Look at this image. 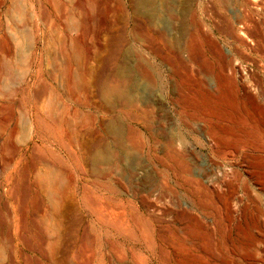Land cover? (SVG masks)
Masks as SVG:
<instances>
[{"label":"rangeland","instance_id":"374dc122","mask_svg":"<svg viewBox=\"0 0 264 264\" xmlns=\"http://www.w3.org/2000/svg\"><path fill=\"white\" fill-rule=\"evenodd\" d=\"M156 2L159 28L182 29L174 50L129 0H0V264H264V0ZM59 36L87 58L70 139L51 98L44 111L32 98L41 82L63 93ZM102 82L137 102L104 104ZM50 167L53 211L37 184Z\"/></svg>","mask_w":264,"mask_h":264},{"label":"bare ground","instance_id":"6f19581e","mask_svg":"<svg viewBox=\"0 0 264 264\" xmlns=\"http://www.w3.org/2000/svg\"><path fill=\"white\" fill-rule=\"evenodd\" d=\"M157 1V0H156ZM185 3H187L186 1L187 0H184ZM18 2V1H17ZM23 2V1H22ZM167 2V1H166ZM169 2V1H168ZM52 3V2H51ZM68 3V2H67ZM129 3L131 4V11L133 14L135 15H138V16H141V17H144L147 21H148V27L146 28L145 27V33H148L146 32L147 30L149 31H154L156 34H158L160 36V38H162L165 42V45H167L168 47H170L172 50H174V48L176 47V40H174V36L172 35L173 31L175 32H180L182 29L180 28H173L171 29V32H166L164 29H160L159 28V17H160V4L157 5V2L155 4V0H129ZM22 4V3H21ZM14 6V5H13ZM23 6V5H21ZM20 7V6H18ZM60 7V5H59ZM175 3L174 2H169V3H165L163 9H164V13L165 15H167L168 17L174 19L173 17L176 16V12H175ZM55 8V6H54ZM63 8V7H61ZM65 8V7H64ZM62 9V10H66L65 9ZM23 9V8H22ZM28 9V8H27ZM18 10V9H17ZM12 11V10H11ZM57 11V10H56ZM17 12V11H15ZM20 12V11H19ZM23 13V12H21ZM68 13V12H67ZM13 14V12L11 13ZM45 14V13H44ZM64 14H66V12H64ZM72 14V13H71ZM20 15V14H19ZM18 15V16H19ZM27 15V14H26ZM8 16V15H7ZM21 16V15H20ZM19 16V17H20ZM44 16V15H43ZM69 18V15H64L63 19H66L65 17ZM71 16V15H70ZM12 17V16H11ZM15 17V16H14ZM23 16H21L22 18ZM74 17V16H73ZM6 18V17H5ZM25 18V17H24ZM28 18V17H27ZM44 18V17H43ZM80 18V17H79ZM240 18L241 16H238L237 13H235V16H234V20L236 22H238L239 24L241 23L240 21ZM7 19V18H6ZM5 19V20H6ZM12 19V18H11ZM18 19V18H17ZM171 19V20H172ZM24 20V19H22ZM71 20V18L69 19ZM67 19V21H69ZM8 21V20H7ZM49 21V20H48ZM53 21V20H52ZM66 21V20H65ZM74 20L72 19V22ZM15 22V21H14ZM22 22V21H21ZM31 22V21H30ZM40 22V21H39ZM43 22V21H42ZM50 22V21H49ZM20 23V22H19ZM66 23V22H65ZM68 23V22H67ZM9 24V23H7ZM6 24V25H7ZM27 24V23H26ZM54 24V23H53ZM70 24H73V23H70ZM79 24V22H78ZM182 24V23H181ZM69 25V24H68ZM77 25V24H76ZM80 25V24H79ZM18 26V25H17ZM30 26V25H29ZM72 26V25H71ZM24 27V26H23ZM56 28V26H54ZM79 28V27H78ZM14 29V28H13ZM58 29V28H57ZM77 29V28H76ZM55 30V29H54ZM64 30V27L62 26L60 28V32H62ZM233 30V29H232ZM19 31V30H18ZM234 31V30H233ZM52 33V32H51ZM138 33V31H137ZM50 34V33H49ZM59 35V34H58ZM63 35V34H62ZM191 35V34H190ZM194 35V34H193ZM237 35V34H236ZM2 36V35H1ZM147 35H145L144 37H146ZM54 37V36H53ZM57 37V36H56ZM55 37V38H56ZM60 38L56 41L58 42V47H59V50H58V54L62 60V69H61V76H62V85H63V93L62 95H59L57 93H55V90H53V86L52 85H49V87L45 86V85H42V84H45L43 82H40L39 84H41V87L40 88H37L35 91L33 90L32 92H34L32 94V98H33V101H35L41 108L40 110H43L44 105L50 101V98H51V106H50V109L49 110H46V115L52 119L53 122H56L58 123L59 125H61L63 128H64V131L67 132V136L69 137L70 139V136L71 134H74L73 131H74V127L73 125L70 124L69 120L71 119L70 117L72 116H75V113L74 111L72 112L71 110V102L74 98V87L76 85H74V82L73 81V78H72V74L71 72L74 70V67L76 65V67L84 74H86L85 72V63L86 62V54L84 53L83 49L78 46H75L71 44H69L70 42L67 43L65 37H61L59 36ZM140 37V36H139ZM143 37V36H142ZM143 37V38H144ZM240 37V36H239ZM3 38V37H2ZM148 38V36H147ZM147 38H145L147 40ZM193 38V37H192ZM237 38V37H236ZM6 39V38H5ZM142 39V38H141ZM140 39V40H141ZM150 39V38H149ZM71 41V40H70ZM144 42V41H143ZM146 42V41H145ZM3 43V42H2ZM148 43V42H147ZM178 43V42H177ZM4 44V43H3ZM150 44V43H149ZM148 44V45H149ZM57 46V44L55 45ZM178 46V45H177ZM217 46V45H216ZM57 47V48H58ZM155 47V46H154ZM150 48V47H149ZM178 48V47H177ZM176 48V49H177ZM4 50V49H3ZM171 50V51H172ZM181 51V50H180ZM199 51V50H198ZM48 52V51H47ZM133 52V51H132ZM216 52V54H218V56H222V57H226L227 55H229V51L228 50H225L221 47H218L217 51H214ZM57 53V52H56ZM124 53V52H123ZM126 53V52H125ZM131 53V52H130ZM174 53V52H173ZM179 53V51H178ZM13 54V53H12ZM53 54V53H52ZM57 54V55H58ZM198 54V53H197ZM56 55V54H55ZM132 55V54H131ZM137 55V54H136ZM178 55V54H177ZM129 55H125L123 54V57H122V61L121 63L118 65V67H116V70H115V77H117V79H119L122 83V80L126 77H129V75H132L133 71H132V68H131V63H128V58ZM193 56V55H192ZM201 56V55H199ZM51 57V56H50ZM54 57V55H53ZM57 57V56H56ZM175 57V56H174ZM178 57V56H177ZM197 57V56H196ZM2 58V57H1ZM59 58V57H58ZM179 58V57H178ZM177 58V59H178ZM8 59V58H7ZM52 59V58H51ZM56 59V58H55ZM129 59V58H128ZM226 60V58H224ZM53 60V59H52ZM183 60V59H182ZM196 60V59H195ZM199 60V59H198ZM4 61V60H3ZM8 61V60H7ZM137 61V60H136ZM221 61V60H220ZM139 62V61H138ZM48 63V62H47ZM226 63V62H225ZM223 63V64H225ZM230 63V61H229ZM228 63V64H229ZM4 64V63H3ZM7 64V63H6ZM52 64V63H51ZM130 64V65H129ZM227 64V65H228ZM48 65V64H47ZM11 66V65H10ZM149 66V64H148ZM143 67V66H142ZM145 67V66H144ZM230 68V67H229ZM228 68V69H229ZM6 69V68H5ZM51 70V69H50ZM226 70V69H224ZM231 70V69H230ZM11 71V70H10ZM34 71V70H33ZM59 71V70H58ZM228 71V70H226ZM144 72H146V74H148L149 71H147L145 68H144ZM74 73V72H73ZM150 73V72H149ZM8 74V73H6ZM146 74L144 73L145 77H146ZM83 75V74H82ZM81 77H84L82 76ZM151 75V74H149ZM10 76V75H9ZM60 76V78H61ZM75 76V75H74ZM148 76V75H147ZM11 77V76H10ZM77 77V76H76ZM132 77V76H131ZM144 77V76H143ZM149 77V76H148ZM8 78V77H7ZM129 79V78H127ZM126 79V80H127ZM12 80V79H11ZM53 80V79H52ZM130 80V79H129ZM124 81V80H123ZM3 82V81H2ZM6 82V80H5ZM8 82V81H7ZM38 82V81H37ZM128 82V81H127ZM103 83V82H102ZM120 83V82H119ZM118 86L117 85H112V84H107V83H103L99 86L98 88V92H99V97L101 98V100L103 101L104 104L106 105H110L111 106H117L118 103H122L124 101L125 103V106H130V105H133L137 102V99H132L130 97H127L126 93H125V90L122 88V85L121 84ZM5 84V83H4ZM76 84V83H75ZM7 85V84H5ZM79 85V83L77 84ZM81 86L83 84H80ZM39 86V85H38ZM89 86V85H88ZM79 89H80V86H78ZM77 87V89H78ZM9 88V87H8ZM27 88H28V85H27ZM83 88V87H82ZM81 88V89H82ZM86 88V87H85ZM78 89V90H79ZM31 90V89H30ZM77 90V91H78ZM84 90V89H83ZM86 90V89H85ZM13 91V90H12ZM76 91V92H77ZM4 92V91H3ZM30 93V92H29ZM55 93V94H54ZM79 93V92H78ZM133 93V92H132ZM2 94V93H1ZM8 94V93H7ZM80 94V93H79ZM82 94V93H81ZM85 94V93H84ZM31 95V94H30ZM83 96V95H82ZM31 97V96H30ZM81 97V96H80ZM15 98V97H14ZM135 98V97H134ZM8 99V98H7ZM31 99V98H30ZM78 99V98H77ZM82 99V98H80ZM148 99V98H147ZM145 101L146 104H148V106L151 104V101L150 100H147ZM47 101V102H46ZM78 101V100H77ZM46 102V103H45ZM31 103V102H30ZM73 103V102H72ZM123 104V103H122ZM19 105V104H18ZM48 105V103H47ZM124 105V104H123ZM46 106V105H45ZM122 106V105H121ZM48 106H46V109H47ZM131 108V107H130ZM44 111V110H43ZM31 112V111H30ZM43 113V112H42ZM46 116V117H47ZM27 122V121H26ZM32 122V121H31ZM57 124V125H58ZM29 125V124H28ZM31 128H32V124H31ZM34 131V130H33ZM30 132V131H29ZM131 132V131H130ZM106 133L110 136H112V139H114L113 141L115 142V144H120L121 143V139H119L117 136L120 134L116 128L114 126H110V127H107L106 128ZM117 133H119L117 135ZM30 134V133H29ZM132 136V135H131ZM134 137V136H133ZM138 137V134L137 136ZM140 137V136H139ZM138 137V138H139ZM128 139V138H127ZM132 139V138H131ZM135 138H133L134 140ZM173 139V138H172ZM74 140V138H73ZM130 140V139H129ZM132 140V141H133ZM137 140V138H136ZM135 140V141H136ZM140 141V140H139ZM137 142V141H136ZM135 143V142H133ZM113 144V142H112ZM122 145V144H120ZM117 146V145H115ZM114 147V146H113ZM119 147V145H118ZM35 150V149H34ZM33 151V150H32ZM34 152V151H33ZM94 152V151H93ZM110 155V150H102V151H97V152H94L92 157H91V161L93 164H108L109 163V156ZM38 160V159H37ZM44 161V160H43ZM37 163V162H36ZM46 163V162H45ZM52 165V164H51ZM50 165V166H51ZM49 166V165H48ZM31 169H35L36 170V164H32V168ZM45 169V168H44ZM33 173V172H32ZM40 173V172H39ZM41 175L39 176V180L37 182V184H42L43 186L41 187V190L43 191V193H45L48 197H49V200H50V204H52V209H50V211L54 210L55 209V205H54V200L56 198L55 195H57V191H56V186L57 183H56V186H55V182H56V179L58 178L55 174V172L53 171L52 167L50 168H47L45 171H43L42 173H40ZM58 174V172H57ZM24 176V175H23ZM30 176V175H29ZM60 177V176H59ZM35 178V177H34ZM26 179V178H25ZM69 179V178H68ZM71 179V178H70ZM58 180V179H57ZM60 180V179H59ZM33 181V180H32ZM66 181V180H65ZM23 182V181H22ZM21 182V183H22ZM26 182V181H25ZM28 182V181H27ZM61 184V183H60ZM26 186V185H25ZM41 186V185H40ZM65 186V185H64ZM49 188H52L54 189V191H51L49 190ZM27 189V188H26ZM64 190V189H63ZM69 190V189H68ZM28 191V190H27ZM65 191V190H64ZM61 192V190L59 191ZM24 193V192H23ZM28 193V192H27ZM35 193V192H34ZM59 195H62L61 193ZM23 196V195H22ZM66 196V195H65ZM58 197V196H57ZM58 206V205H57ZM26 208V207H25ZM22 214V213H21ZM48 214V213H47ZM23 216V214L21 215V217ZM45 216V215H44ZM55 216V215H54ZM1 217V216H0ZM24 217V216H23ZM22 217V218H23ZM3 219V217H1ZM46 218V217H45ZM1 219V220H2ZM51 219V218H50ZM22 221V220H21ZM24 221V220H23ZM25 223V222H23ZM21 224V223H20ZM26 224V223H25ZM24 224V225H25ZM36 224V223H35ZM41 225V224H40ZM53 225V224H51ZM50 225V226H51ZM22 226V225H20ZM26 226V225H25ZM46 226V225H45ZM53 227V226H52ZM39 228V227H37ZM55 228V226H54ZM2 229V228H1ZM25 229V228H24ZM56 230V229H55ZM48 231V230H47ZM0 232H2L0 230ZM49 232V231H48ZM51 233V232H50ZM52 234V233H51ZM23 236V235H22ZM8 238V237H7ZM27 238V237H26ZM52 238V237H51ZM10 239V238H9ZM7 240V239H6ZM12 242V241H11ZM46 242V241H45ZM53 242V241H52ZM11 245V244H10ZM53 247V246H52ZM9 248V247H8ZM1 249V248H0ZM44 249V248H43ZM4 250V249H3ZM52 251V250H51ZM3 252V251H2Z\"/></svg>","mask_w":264,"mask_h":264}]
</instances>
